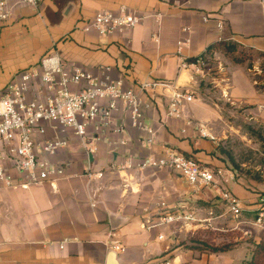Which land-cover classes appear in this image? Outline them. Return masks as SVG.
Returning a JSON list of instances; mask_svg holds the SVG:
<instances>
[{"label": "crops", "instance_id": "crops-1", "mask_svg": "<svg viewBox=\"0 0 264 264\" xmlns=\"http://www.w3.org/2000/svg\"><path fill=\"white\" fill-rule=\"evenodd\" d=\"M12 2L14 16L0 33V92L53 52L69 70L96 74L99 66L109 67L110 77L126 88L150 81L182 87L188 73L197 89L200 80H210V70L202 75L183 67L184 63L206 54L210 69L225 45L264 58V0H41L40 13L18 0ZM123 6L145 17L143 22L113 35L82 31L99 12H117ZM180 42L185 45L178 51ZM217 75L227 76L225 72ZM230 80L233 96L251 95L250 87L245 88L247 81L236 70ZM185 88L195 95V88ZM171 94V89L160 87L143 96L152 105L144 117L154 131L153 143L147 147L137 140L151 136L129 126L122 105L114 118L118 125L124 121L127 132L87 141L93 145L91 154L71 131L47 125L46 135L38 140L55 135L68 140L66 148L46 157L52 164L64 165L65 174L56 189L44 183L25 190L18 187L20 174L9 171L16 187L0 184V264H105L109 248L129 264H239L240 258L236 261L229 252L209 254L195 249L197 255L179 242L202 228H219L220 217L209 221L206 215L208 204L219 197L217 191L195 190L170 169L137 168L145 160L160 159L165 148L211 170L218 166L216 141L199 133L214 118L213 110L194 96L191 104L184 105L181 120L167 119ZM121 140L127 143L120 145ZM128 162L131 168L122 170ZM89 168L104 171V177L88 179ZM229 188L238 199L254 201L238 184L230 183ZM162 202L167 211L192 213L195 221L184 227L175 223L146 228L147 221H156ZM114 225H119L115 231Z\"/></svg>", "mask_w": 264, "mask_h": 264}, {"label": "built area", "instance_id": "built-area-1", "mask_svg": "<svg viewBox=\"0 0 264 264\" xmlns=\"http://www.w3.org/2000/svg\"><path fill=\"white\" fill-rule=\"evenodd\" d=\"M18 1L37 11L41 4V0ZM15 5L12 0H0V33L12 20ZM144 19L145 17L138 16L123 6L117 12H99L81 29L84 32L95 31L100 36L113 35L136 27ZM184 45L180 42L178 51ZM205 55L188 64L184 63L183 67H191L197 73L205 74V71L210 70ZM110 70L105 66H99L96 74L78 69L69 70L61 57L55 54L43 58L37 68L21 72L6 85L0 92V184L8 188L16 187L9 176V171L14 169L21 176L18 184L21 189L27 190L44 183L56 189L57 181L65 174V166L52 164L46 157L66 148L68 140L56 135L52 139L38 140L37 137L46 135L47 125L51 128L60 127L61 132L71 131L76 138L86 143V151L91 154L94 151L93 145L87 141L103 140L112 135L121 136L127 132L124 121L118 125L114 118L122 105L128 114L129 126L151 136L146 141L137 140L139 145L147 147L153 143L154 131L146 125L144 119L145 111L152 106L143 98L146 93L160 87L172 90L167 119L181 120L184 105L194 101V94L185 87L160 81L142 82L136 87L126 88L122 81H115L110 77ZM72 87H76V90ZM228 90L226 88L224 93L226 98ZM199 133L202 137L214 139L204 128ZM126 143V140H121L119 144ZM128 168H131L129 162L122 170ZM137 168L170 169L181 175L195 190L210 188L217 191L219 198L233 215L239 216L243 210L242 201L221 188V171L211 170L194 158L171 148H165L160 159L145 160ZM104 174V171L95 173L89 168L85 176L88 179H102ZM159 208L162 211L160 210L156 221H147L146 228L151 230L175 223L184 227L195 221L192 213L167 211L163 202L159 204ZM257 210L258 223L262 225L263 198L260 199Z\"/></svg>", "mask_w": 264, "mask_h": 264}, {"label": "rangeland", "instance_id": "rangeland-1", "mask_svg": "<svg viewBox=\"0 0 264 264\" xmlns=\"http://www.w3.org/2000/svg\"><path fill=\"white\" fill-rule=\"evenodd\" d=\"M41 5L42 2L38 13ZM51 54L56 53L44 58ZM219 58L211 63L210 80H200L194 95L196 100L210 106L214 113V118L204 127L217 144L218 166L212 170L222 172V189L231 192L230 183L238 184L253 195L254 201L240 199L243 210L235 216L221 198H215L208 204L206 215L209 221L220 217L219 228L213 225L202 228L184 236L179 242L184 250L194 251L197 255L199 252L190 248L209 252L213 248L227 247L228 251L224 253L229 252L236 261L240 258L239 264H246L252 259L251 252L255 246L264 241V223H258L257 210L260 199H264V58L248 51L229 52L225 48L219 50ZM232 70L247 81L245 88L248 91L250 87L252 91L248 98L232 95ZM220 71L227 76L220 78L217 75ZM226 88H229L227 98L224 97ZM259 264H264V260Z\"/></svg>", "mask_w": 264, "mask_h": 264}, {"label": "trees", "instance_id": "trees-1", "mask_svg": "<svg viewBox=\"0 0 264 264\" xmlns=\"http://www.w3.org/2000/svg\"><path fill=\"white\" fill-rule=\"evenodd\" d=\"M225 49L229 52L236 51V48L233 45H225ZM193 61H195V59H190L188 63ZM263 154H264V150H263ZM193 249L200 250L197 248H193ZM227 251H228L227 247H221V248L218 247V248L210 249V251L209 252L207 251V253L214 254V253H224ZM251 254H252V259L250 261H247L246 264H259L260 261L264 260V241L256 245L255 248L252 250Z\"/></svg>", "mask_w": 264, "mask_h": 264}, {"label": "water", "instance_id": "water-1", "mask_svg": "<svg viewBox=\"0 0 264 264\" xmlns=\"http://www.w3.org/2000/svg\"><path fill=\"white\" fill-rule=\"evenodd\" d=\"M118 226L119 225H114L112 227V230L113 231L117 230L119 228ZM105 264H129V263L125 262L121 257V255L116 250L109 248L106 252Z\"/></svg>", "mask_w": 264, "mask_h": 264}, {"label": "bare ground", "instance_id": "bare-ground-1", "mask_svg": "<svg viewBox=\"0 0 264 264\" xmlns=\"http://www.w3.org/2000/svg\"><path fill=\"white\" fill-rule=\"evenodd\" d=\"M184 76L188 78L186 84H184L182 87H187L190 89H194L196 87L195 79L188 75V73H184ZM196 89V88H195Z\"/></svg>", "mask_w": 264, "mask_h": 264}]
</instances>
